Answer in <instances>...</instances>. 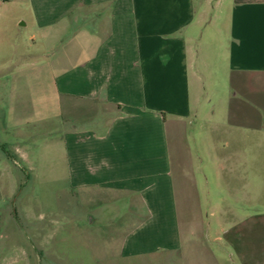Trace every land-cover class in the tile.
I'll return each mask as SVG.
<instances>
[{
    "label": "crops",
    "instance_id": "0c3cea01",
    "mask_svg": "<svg viewBox=\"0 0 264 264\" xmlns=\"http://www.w3.org/2000/svg\"><path fill=\"white\" fill-rule=\"evenodd\" d=\"M214 1L0 0V28L9 26V6H22L50 46V109L64 98L69 116L71 202L93 212L86 227L122 230L121 260L170 261L183 249L171 152H181L182 133L200 120L201 85L232 93L225 121L214 109L203 116L212 135L237 127L226 147L241 155L250 146L256 120L247 105H264V95H256L264 94V0H217L212 17ZM27 90L24 70L0 71V225L16 220L14 203L27 181L29 107L20 96ZM208 135L200 145L214 152L216 139ZM234 169L231 187L246 185L244 168ZM41 249L25 248L27 262L34 252L42 264Z\"/></svg>",
    "mask_w": 264,
    "mask_h": 264
},
{
    "label": "rangeland",
    "instance_id": "374dc122",
    "mask_svg": "<svg viewBox=\"0 0 264 264\" xmlns=\"http://www.w3.org/2000/svg\"><path fill=\"white\" fill-rule=\"evenodd\" d=\"M210 7L209 15H217V0ZM9 8L12 11L5 13L9 26L0 28V71L19 68L28 79V90L20 95L27 99L29 107L25 142L28 161L24 164L28 173L26 185L14 203L16 220L0 225V264H38L34 252L28 253V257H33L29 263L25 259L24 249L31 251L34 244L42 246V264L263 262L264 253L255 251H264V105L254 99L247 105L256 121L250 131V146L239 155L226 147L227 136L239 134V129L220 126L214 128L212 135L213 126L203 118L214 109L217 121H225L229 116L225 99H230L232 93L218 90L213 93L201 85L202 96L197 103L202 107L200 120L191 122L182 133L185 136L181 152H171L183 249L170 261L162 256L153 260H121L118 251L122 230L103 227L96 231L86 227L90 221L84 220L92 218L93 212L71 202L66 159L69 116L64 98H60L58 109H50L47 74L50 46L42 43L26 8L19 5ZM38 73H42L43 93L35 89ZM209 131L216 139L218 149L214 152L200 145L202 138L209 137ZM233 168H244L246 185L238 186V182L237 187H231Z\"/></svg>",
    "mask_w": 264,
    "mask_h": 264
},
{
    "label": "built area",
    "instance_id": "2783aa9c",
    "mask_svg": "<svg viewBox=\"0 0 264 264\" xmlns=\"http://www.w3.org/2000/svg\"><path fill=\"white\" fill-rule=\"evenodd\" d=\"M3 2H6L7 0H2Z\"/></svg>",
    "mask_w": 264,
    "mask_h": 264
}]
</instances>
